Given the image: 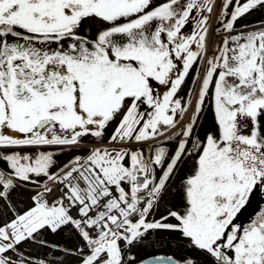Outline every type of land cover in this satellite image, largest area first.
Here are the masks:
<instances>
[{"label": "snow or ice", "instance_id": "obj_1", "mask_svg": "<svg viewBox=\"0 0 264 264\" xmlns=\"http://www.w3.org/2000/svg\"><path fill=\"white\" fill-rule=\"evenodd\" d=\"M260 10L0 0V264H264Z\"/></svg>", "mask_w": 264, "mask_h": 264}, {"label": "trees", "instance_id": "obj_2", "mask_svg": "<svg viewBox=\"0 0 264 264\" xmlns=\"http://www.w3.org/2000/svg\"><path fill=\"white\" fill-rule=\"evenodd\" d=\"M264 20V10H260V11H255L253 13H251L250 15H248L246 18H242L238 23L240 25H249L250 27H254L256 25H259L260 21ZM201 124V128L199 130L200 135L203 136V134L212 129L213 128V121H212V113L211 110L209 109V111L205 114L204 116V120L200 121ZM70 154L68 153H64L62 154L59 159L60 160H64L65 158H67V156H69ZM18 198V197H17ZM46 239H48L51 242H55L60 244L61 246H66L68 248H72L75 245V239L73 238V236L71 235V233L67 230H65V232H63L60 235H53V234H49L46 236ZM151 251V249H150ZM159 251L162 252H172L174 251L171 248H161L159 249ZM65 264H75L74 258L69 256L67 258V260L65 261Z\"/></svg>", "mask_w": 264, "mask_h": 264}, {"label": "flooded vegetation", "instance_id": "obj_3", "mask_svg": "<svg viewBox=\"0 0 264 264\" xmlns=\"http://www.w3.org/2000/svg\"><path fill=\"white\" fill-rule=\"evenodd\" d=\"M110 131V130H109ZM62 154L57 156V159L59 161V164L62 165L63 163H65L68 159L69 156H67V158H65L64 160H60L59 157ZM260 208H264V197H257V199L253 202L252 208L250 209L251 212H257L260 210ZM247 215V214H246Z\"/></svg>", "mask_w": 264, "mask_h": 264}, {"label": "built area", "instance_id": "obj_4", "mask_svg": "<svg viewBox=\"0 0 264 264\" xmlns=\"http://www.w3.org/2000/svg\"><path fill=\"white\" fill-rule=\"evenodd\" d=\"M219 13H220V4L217 3V6H216V16H219ZM216 16L213 17L214 26H215Z\"/></svg>", "mask_w": 264, "mask_h": 264}, {"label": "bare ground", "instance_id": "obj_5", "mask_svg": "<svg viewBox=\"0 0 264 264\" xmlns=\"http://www.w3.org/2000/svg\"><path fill=\"white\" fill-rule=\"evenodd\" d=\"M213 42H215V38H214Z\"/></svg>", "mask_w": 264, "mask_h": 264}]
</instances>
